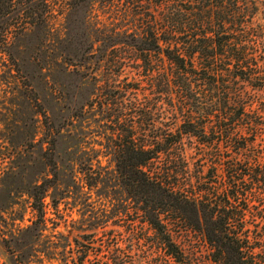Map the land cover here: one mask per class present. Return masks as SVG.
Segmentation results:
<instances>
[{
  "label": "trees",
  "instance_id": "16d2710c",
  "mask_svg": "<svg viewBox=\"0 0 264 264\" xmlns=\"http://www.w3.org/2000/svg\"><path fill=\"white\" fill-rule=\"evenodd\" d=\"M64 1L75 7L79 0ZM83 1L140 24V44H127L142 60L146 83L106 80L97 107L92 101L77 115L107 126L93 156L78 146L72 158L83 175L94 164L102 170L86 186L102 183L111 208L99 214L82 203L61 232L73 249L63 252L62 264H157L158 257L163 264H264L263 28L253 25L248 0ZM139 3L156 13L143 16ZM50 8V0H0V53L8 54L14 31L45 23ZM100 157L113 163L111 171ZM54 187L43 181L27 190L35 218L24 231L32 252L46 236L44 198L58 209L48 193ZM130 213L137 218L120 224ZM137 223L152 237L140 236ZM185 233L188 252L174 238ZM43 247L50 259V245ZM29 258L16 253L15 261Z\"/></svg>",
  "mask_w": 264,
  "mask_h": 264
},
{
  "label": "rangeland",
  "instance_id": "374dc122",
  "mask_svg": "<svg viewBox=\"0 0 264 264\" xmlns=\"http://www.w3.org/2000/svg\"><path fill=\"white\" fill-rule=\"evenodd\" d=\"M50 2L45 23L14 31L8 54L0 53V264H17L16 253L30 257L29 264H62L63 252L73 249L65 246L61 232L78 219L82 203L95 213H109L111 204L102 183L90 190L86 186V182L97 180L101 169L94 164L89 175H83L72 158L78 146H84L82 150L93 156L90 148H100L101 134L107 126L96 127V122L87 119L79 121L77 115L86 113L92 101L97 107V91L106 80L109 83L115 79V84L146 83L142 60L127 44H140V24L129 25L131 21L124 19L123 12L111 13L101 2L88 5L79 0L75 7L64 0ZM248 5L254 13L253 25L263 28L264 47V0H248ZM136 6L148 18L157 10L151 4ZM94 113L98 117V111ZM100 160L104 169H113L108 158ZM43 181L55 184L48 193L58 209L53 210L47 195L43 201L45 240L37 242L33 236L37 250L32 252L28 248L31 237L24 231L35 218L27 190ZM63 192L69 197L60 199ZM137 216L130 213L118 221L127 225ZM134 227L140 236L152 237L150 229L141 223ZM188 235L206 253V246L192 232ZM174 238L188 252L186 233ZM44 243L51 247L50 259L40 251ZM161 252L159 249L158 254ZM157 264H163L160 257ZM203 264L209 263L205 259Z\"/></svg>",
  "mask_w": 264,
  "mask_h": 264
}]
</instances>
